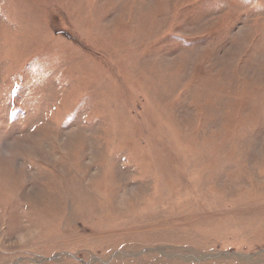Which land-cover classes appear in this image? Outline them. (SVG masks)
Here are the masks:
<instances>
[{
    "label": "rangeland",
    "instance_id": "1",
    "mask_svg": "<svg viewBox=\"0 0 264 264\" xmlns=\"http://www.w3.org/2000/svg\"><path fill=\"white\" fill-rule=\"evenodd\" d=\"M0 264H264V0H0Z\"/></svg>",
    "mask_w": 264,
    "mask_h": 264
}]
</instances>
